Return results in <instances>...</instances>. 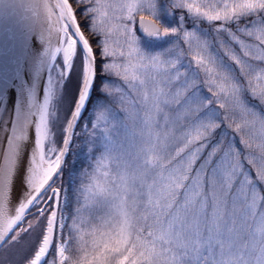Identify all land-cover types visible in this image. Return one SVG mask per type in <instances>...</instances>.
I'll return each instance as SVG.
<instances>
[{
	"label": "snow or ice",
	"instance_id": "snow-or-ice-1",
	"mask_svg": "<svg viewBox=\"0 0 264 264\" xmlns=\"http://www.w3.org/2000/svg\"><path fill=\"white\" fill-rule=\"evenodd\" d=\"M30 6L52 72L0 107V264H264V0Z\"/></svg>",
	"mask_w": 264,
	"mask_h": 264
},
{
	"label": "water",
	"instance_id": "water-1",
	"mask_svg": "<svg viewBox=\"0 0 264 264\" xmlns=\"http://www.w3.org/2000/svg\"><path fill=\"white\" fill-rule=\"evenodd\" d=\"M32 0H0V107H14L51 71L40 39L41 13Z\"/></svg>",
	"mask_w": 264,
	"mask_h": 264
},
{
	"label": "trees",
	"instance_id": "trees-1",
	"mask_svg": "<svg viewBox=\"0 0 264 264\" xmlns=\"http://www.w3.org/2000/svg\"><path fill=\"white\" fill-rule=\"evenodd\" d=\"M78 19H79V17H78ZM68 160H69V164L71 166V163L73 162V157L71 155H69Z\"/></svg>",
	"mask_w": 264,
	"mask_h": 264
},
{
	"label": "rangeland",
	"instance_id": "rangeland-1",
	"mask_svg": "<svg viewBox=\"0 0 264 264\" xmlns=\"http://www.w3.org/2000/svg\"><path fill=\"white\" fill-rule=\"evenodd\" d=\"M51 72H52V69H51V71H50L49 75L51 74Z\"/></svg>",
	"mask_w": 264,
	"mask_h": 264
},
{
	"label": "bare ground",
	"instance_id": "bare-ground-1",
	"mask_svg": "<svg viewBox=\"0 0 264 264\" xmlns=\"http://www.w3.org/2000/svg\"><path fill=\"white\" fill-rule=\"evenodd\" d=\"M70 2H71V0H70Z\"/></svg>",
	"mask_w": 264,
	"mask_h": 264
}]
</instances>
